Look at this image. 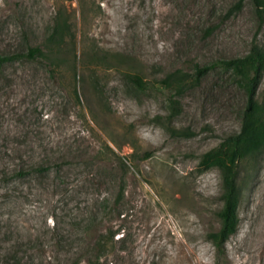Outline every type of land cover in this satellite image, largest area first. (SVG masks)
I'll use <instances>...</instances> for the list:
<instances>
[{
	"label": "rangeland",
	"instance_id": "374dc122",
	"mask_svg": "<svg viewBox=\"0 0 264 264\" xmlns=\"http://www.w3.org/2000/svg\"><path fill=\"white\" fill-rule=\"evenodd\" d=\"M60 26L55 66L0 71V260L86 264L93 238L118 229L114 264H264V157L241 166L225 259L208 240L222 178L200 160L240 131L245 96L225 69L193 81L195 66L264 50L252 0H0V54L45 49Z\"/></svg>",
	"mask_w": 264,
	"mask_h": 264
},
{
	"label": "trees",
	"instance_id": "16d2710c",
	"mask_svg": "<svg viewBox=\"0 0 264 264\" xmlns=\"http://www.w3.org/2000/svg\"><path fill=\"white\" fill-rule=\"evenodd\" d=\"M252 3L258 18L264 21V0H252ZM63 29L64 26L56 28V33L49 38L46 47L44 46L45 49L36 46L28 48L26 52L0 54V71L7 64L20 60L40 63L49 62L51 66H55L53 59L56 58H53L54 55L50 46L61 47L65 33ZM57 35L58 41L56 42ZM217 68L230 71L236 85L245 96V107L242 112L240 131L227 136L216 148L204 154L200 160L201 167H214L221 173V200L223 206L217 214L220 227L217 231L208 234V240L215 248L217 260H223L226 258V243L237 232L239 225V205L241 200L239 179L241 166L248 164L255 167L259 159L264 157V98L258 96V89L264 72V50L254 47L244 57L217 61L205 67L195 66L194 83L197 84L205 74ZM128 78L139 86L143 85V81L138 75H128ZM187 78L188 74L186 75L182 71H178L175 74H171L165 80V84L172 91L170 102L174 105V108L176 105L174 97L185 89ZM74 95L79 102L80 99L76 89H74ZM109 150L116 156L111 148ZM35 171L42 172L44 169L39 167ZM18 174L22 176L21 172ZM102 207L104 210L107 209L104 208V205ZM97 216L98 214L90 218L89 224L86 225L85 233H98L97 228L102 223L98 222ZM119 231L117 229L116 231L108 230L98 233L93 238L94 241L88 244L89 248L86 249L85 263L114 264L112 261H109V253L112 250L115 251L117 243L123 242V239L119 237L118 240H115ZM122 237H124V234ZM0 264H33V259L31 258V260L22 262L19 252L15 250L12 255L4 256L0 260Z\"/></svg>",
	"mask_w": 264,
	"mask_h": 264
}]
</instances>
